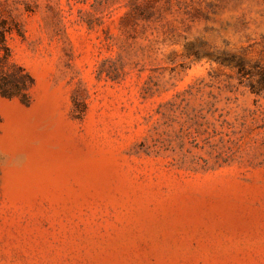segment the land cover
Returning a JSON list of instances; mask_svg holds the SVG:
<instances>
[{
    "label": "rangeland",
    "instance_id": "rangeland-1",
    "mask_svg": "<svg viewBox=\"0 0 264 264\" xmlns=\"http://www.w3.org/2000/svg\"><path fill=\"white\" fill-rule=\"evenodd\" d=\"M0 21L33 79L0 94V264H264V0H0Z\"/></svg>",
    "mask_w": 264,
    "mask_h": 264
},
{
    "label": "trees",
    "instance_id": "trees-1",
    "mask_svg": "<svg viewBox=\"0 0 264 264\" xmlns=\"http://www.w3.org/2000/svg\"><path fill=\"white\" fill-rule=\"evenodd\" d=\"M11 27L0 21V94L4 97L20 98L24 103L30 102L29 90L32 87L33 79L22 68H15L10 65L11 52L7 45V36Z\"/></svg>",
    "mask_w": 264,
    "mask_h": 264
}]
</instances>
